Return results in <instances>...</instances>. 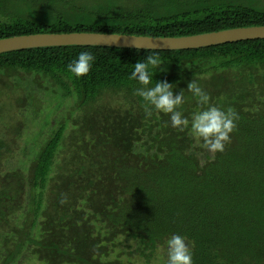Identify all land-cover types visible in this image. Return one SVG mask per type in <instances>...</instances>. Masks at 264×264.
I'll return each mask as SVG.
<instances>
[{
    "label": "trees",
    "instance_id": "trees-1",
    "mask_svg": "<svg viewBox=\"0 0 264 264\" xmlns=\"http://www.w3.org/2000/svg\"><path fill=\"white\" fill-rule=\"evenodd\" d=\"M261 26L264 0H0V40L178 38ZM80 52L95 59L77 78L67 65ZM149 55L164 69L152 70V85L184 90L185 116L200 110L187 91L193 80L211 104L238 113L223 152L172 128L168 114L145 117L130 76ZM26 112L33 138L23 134ZM173 234L186 237L194 264H264V40L0 54V264L23 254L45 264H166ZM129 240L128 252L112 258Z\"/></svg>",
    "mask_w": 264,
    "mask_h": 264
},
{
    "label": "clouds",
    "instance_id": "clouds-1",
    "mask_svg": "<svg viewBox=\"0 0 264 264\" xmlns=\"http://www.w3.org/2000/svg\"><path fill=\"white\" fill-rule=\"evenodd\" d=\"M91 52H80L78 57L67 65L68 71L75 77L86 76L94 62ZM160 58L149 55L134 64L130 79L139 85L133 90V95L143 101L146 118H151L154 112L170 115L171 127L179 131L188 130L202 147L210 153L223 152L226 143L230 142L231 133L236 127L238 113L232 108L222 110L210 103L209 94L195 80L188 83L187 91L195 97L200 106L189 116L179 109L185 102L184 90L175 93V85L167 80L157 81L152 85V70L161 68ZM151 85V86H150ZM62 199L61 203H65ZM166 264H194L192 249L186 237L173 234L165 241Z\"/></svg>",
    "mask_w": 264,
    "mask_h": 264
},
{
    "label": "water",
    "instance_id": "water-1",
    "mask_svg": "<svg viewBox=\"0 0 264 264\" xmlns=\"http://www.w3.org/2000/svg\"><path fill=\"white\" fill-rule=\"evenodd\" d=\"M250 40H264V26L238 28L178 38L95 33L36 34L0 40V54L29 49L75 46L177 51L207 48Z\"/></svg>",
    "mask_w": 264,
    "mask_h": 264
},
{
    "label": "rangeland",
    "instance_id": "rangeland-1",
    "mask_svg": "<svg viewBox=\"0 0 264 264\" xmlns=\"http://www.w3.org/2000/svg\"><path fill=\"white\" fill-rule=\"evenodd\" d=\"M47 105L49 108H52L55 104L53 103V106H49V104H47ZM47 105H46V107H47ZM23 114H25V117H27V121H28L23 134H24L25 138H33L35 133L38 132V128L35 127L34 124L30 123V120H29L30 116H28V115H30V113L26 112ZM132 245H134V243L131 242L130 240L129 241H122L121 245L117 247L118 252L112 258L117 257V255H120V254H122V256H124V254H126L128 252L129 247ZM161 254L163 255V253H161ZM165 257H166V255H165ZM16 264H45V263L39 262L34 258L30 259L29 257H27L26 254H23L20 257V261H17ZM156 264H164V263L162 260H159Z\"/></svg>",
    "mask_w": 264,
    "mask_h": 264
}]
</instances>
